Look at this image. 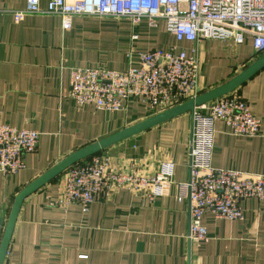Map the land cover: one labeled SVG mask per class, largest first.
<instances>
[{
    "label": "crops",
    "instance_id": "0c3cea01",
    "mask_svg": "<svg viewBox=\"0 0 264 264\" xmlns=\"http://www.w3.org/2000/svg\"><path fill=\"white\" fill-rule=\"evenodd\" d=\"M72 1V0H69ZM49 0H41L46 9ZM26 0H0V123L41 132L36 152L26 154L18 174L0 172V244L16 196L75 151L154 116L137 98L128 111L106 112L69 96L71 69L127 70L138 52L176 47L201 62V87L212 90L256 62L252 38L205 39L199 43L169 33L166 23L76 16L69 29L51 13L16 22L11 11ZM136 34L137 39L132 36ZM261 120L257 136H237L223 120L213 124L214 167L264 174V67L234 90ZM191 112L104 150L115 171L136 166L154 174L173 166L174 184L151 200L125 188L98 198L87 210L56 204L63 174L28 196L20 209L4 264H264V200L242 201L243 218L219 219L207 212L205 240L191 242L190 202L179 199L190 178Z\"/></svg>",
    "mask_w": 264,
    "mask_h": 264
},
{
    "label": "built area",
    "instance_id": "2783aa9c",
    "mask_svg": "<svg viewBox=\"0 0 264 264\" xmlns=\"http://www.w3.org/2000/svg\"><path fill=\"white\" fill-rule=\"evenodd\" d=\"M51 13L61 17L69 29L76 16L130 19L134 24L147 20L153 27L166 23L178 41L199 43L205 39L233 40L242 44L252 38L256 56L264 54V0H26L13 10L16 22L27 15ZM134 34L132 39H137ZM176 47L138 52L139 64L127 70L73 67L69 96L80 105H93L106 112H127L132 99L141 100L153 115L174 108L205 93L201 87V62ZM188 182L180 184L179 199L190 202L191 242L205 240L207 212L219 219L243 218L242 201L264 200V174L214 167L211 163L213 124L226 122L237 136H257L261 120L248 102L234 92L220 96L192 112ZM41 132L0 123V172L18 174L25 169V155L36 152ZM111 157L100 153L70 166L63 174V186L56 204L79 203L85 210L98 198L125 188L154 200L165 187L174 184L173 166L164 162L151 175L136 166L115 171Z\"/></svg>",
    "mask_w": 264,
    "mask_h": 264
},
{
    "label": "water",
    "instance_id": "95a60500",
    "mask_svg": "<svg viewBox=\"0 0 264 264\" xmlns=\"http://www.w3.org/2000/svg\"><path fill=\"white\" fill-rule=\"evenodd\" d=\"M264 67V55L254 62L251 66L246 68L240 74H238L232 80L212 89L205 93H202L198 98L187 101L169 110L160 112L154 116H151L143 121H140L132 126L126 127L98 142L85 146L74 153L70 154L68 157L60 161L50 170L45 172L39 178L34 180L26 188H24L15 198L13 207L10 212V216L3 234V238L0 244V264H4L10 242L13 236L17 218L24 200L30 196L32 193L37 191L42 186L49 183L51 180L60 176L64 173L70 166L75 163L84 160L90 156H93L101 151H104L113 145H116L124 140H127L137 134H140L146 130L154 128L167 122L173 118H176L182 114L193 112L196 107H200L220 96L230 93L243 85L248 79H250L254 74Z\"/></svg>",
    "mask_w": 264,
    "mask_h": 264
},
{
    "label": "trees",
    "instance_id": "16d2710c",
    "mask_svg": "<svg viewBox=\"0 0 264 264\" xmlns=\"http://www.w3.org/2000/svg\"><path fill=\"white\" fill-rule=\"evenodd\" d=\"M232 92H234V91H232ZM103 151H101V152H99V153H97V154H100V153H102ZM91 157V156H90ZM90 157H88V158H90ZM88 158H86V159H88ZM85 160V159H84ZM81 161H83V160H81ZM80 162V161H79Z\"/></svg>",
    "mask_w": 264,
    "mask_h": 264
}]
</instances>
